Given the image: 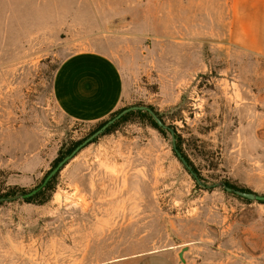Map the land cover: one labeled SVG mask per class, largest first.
Returning <instances> with one entry per match:
<instances>
[{
    "label": "rangeland",
    "instance_id": "1",
    "mask_svg": "<svg viewBox=\"0 0 264 264\" xmlns=\"http://www.w3.org/2000/svg\"><path fill=\"white\" fill-rule=\"evenodd\" d=\"M203 1V0H202ZM206 6V7H205ZM213 0H0V195L35 190L96 124L53 96L69 56H110L120 109L151 107L86 145L42 205L0 202V264H264V56L233 45ZM215 185V187H210Z\"/></svg>",
    "mask_w": 264,
    "mask_h": 264
},
{
    "label": "crops",
    "instance_id": "2",
    "mask_svg": "<svg viewBox=\"0 0 264 264\" xmlns=\"http://www.w3.org/2000/svg\"><path fill=\"white\" fill-rule=\"evenodd\" d=\"M190 4L191 0H182ZM207 0H200V3ZM225 4L227 34L240 49L264 56V0H213ZM206 7V6H205ZM124 80L116 62L108 55L85 50L69 56L53 80L54 101L68 119L96 124L120 110Z\"/></svg>",
    "mask_w": 264,
    "mask_h": 264
},
{
    "label": "trees",
    "instance_id": "3",
    "mask_svg": "<svg viewBox=\"0 0 264 264\" xmlns=\"http://www.w3.org/2000/svg\"><path fill=\"white\" fill-rule=\"evenodd\" d=\"M150 109L154 110L153 108L149 107ZM122 110L124 109H120L118 111H116L115 113H113L107 120L105 121H102V122H99L97 123L96 125V128L95 130L92 132V135L97 131L99 130L102 126H104L109 120L115 118L120 112H122ZM155 111V110H154ZM155 113L163 120V118L160 116V114L158 112L155 111ZM131 117H139V118H142L143 120L147 121L148 124L155 128L156 130H158L159 132H161L162 134H167L168 132H170L169 130H165V129H162L160 127H158L157 123L155 122L154 118L152 117V115L147 112V111H130L129 113L125 114L124 116H122L119 120H117L116 122H114L111 126H109L105 132L101 135H105V134H109L111 132H113L114 130L117 129V127L123 123H126L128 121H130ZM171 134V132H170ZM172 135V134H171ZM172 137L175 139L174 142H173V146H174V149H178L181 151V146H180V137L176 135V133L174 132V136L172 135ZM84 141H78V142H72L68 145H66L65 147H63L61 150H60V153H59V156L57 157V159L54 161L53 163V169L56 168L58 166V164L60 162H62L66 157L70 156L71 153L78 147L80 146ZM184 160L187 162L188 166H190L191 170H189V172L197 179V181L201 182L202 180L200 179V176L199 174L197 173V171L195 170V168L193 167L192 163L188 160L187 157H183ZM69 163V162H68ZM65 167V166H64ZM63 167V168H64ZM62 168V169H63ZM52 169V170H53ZM61 169V170H62ZM50 170L48 172V174L52 171ZM60 170V171H61ZM59 173V172H58ZM54 175L48 182L46 185H44L38 192H36L34 195H32L31 197L29 198H23L24 201L26 202H29V203H34V204H38V205H42L44 203H46L47 201L50 200V197L52 196L53 192L55 191V182H56V179H57V175ZM48 174L45 176V178L48 176ZM45 178L43 179L42 183L37 187L39 188ZM227 187H230L234 190H240V191H243V192H252L248 189H244V188H239V187H236L234 185H231L229 183H226ZM36 188V189H37ZM29 192H27L25 189H22V188H11L9 189L8 191L2 193L0 195V202L2 201H7L9 199H20V195H26L28 194ZM230 193V192H228ZM234 194V193H232ZM237 198L241 199V200H244L246 202H250L249 200L247 199H244V198H241L239 196L236 195ZM261 204H264V203H261Z\"/></svg>",
    "mask_w": 264,
    "mask_h": 264
},
{
    "label": "water",
    "instance_id": "4",
    "mask_svg": "<svg viewBox=\"0 0 264 264\" xmlns=\"http://www.w3.org/2000/svg\"><path fill=\"white\" fill-rule=\"evenodd\" d=\"M130 111H147L149 112L152 117L154 118L155 122L157 123L158 127L165 129V130H169L171 132V134L174 136V131L172 128H170V126H168L156 113L154 110L150 109L149 107H145V106H134V107H130V108H126L124 110H122V112H120L115 118L109 120L104 126H102L99 130H97L91 137H89L88 139H86L80 146H78L72 153L70 156L66 157L62 162H60L58 164V166L56 168H54L49 174L48 176L45 178L43 184L29 192L26 195H20V198H29L32 195H34L36 192H38L44 185L47 184V182L54 176L56 175L58 172H60V170L66 166L68 164V162H70L73 158H75V156L86 146L88 145L94 138L98 137L99 135L103 134L105 132V130L111 126L114 122H116L117 120H119L122 116H124L125 114L129 113ZM173 140H175L173 138ZM176 152L178 153V156L181 158L182 162L184 163V165L191 170L190 166H188L187 162L184 160L183 157H181L180 153L176 150ZM200 182V181H199ZM210 187H215V185L210 186ZM225 190L227 192L230 193H234L235 195L247 199L251 202H259V203H264V195H259L257 193L254 192H243L240 190H234L230 187L224 186Z\"/></svg>",
    "mask_w": 264,
    "mask_h": 264
}]
</instances>
